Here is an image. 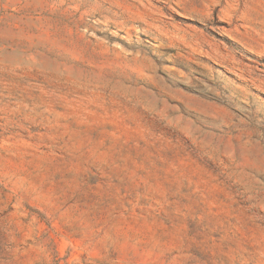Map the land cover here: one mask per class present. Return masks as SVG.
Instances as JSON below:
<instances>
[{"label": "rangeland", "instance_id": "1", "mask_svg": "<svg viewBox=\"0 0 264 264\" xmlns=\"http://www.w3.org/2000/svg\"><path fill=\"white\" fill-rule=\"evenodd\" d=\"M0 264H264V0H0Z\"/></svg>", "mask_w": 264, "mask_h": 264}]
</instances>
